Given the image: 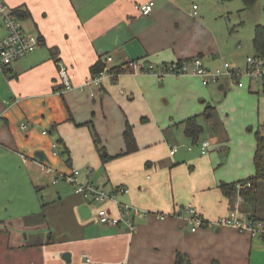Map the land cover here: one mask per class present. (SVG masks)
Wrapping results in <instances>:
<instances>
[{
	"label": "crops",
	"instance_id": "0c3cea01",
	"mask_svg": "<svg viewBox=\"0 0 264 264\" xmlns=\"http://www.w3.org/2000/svg\"><path fill=\"white\" fill-rule=\"evenodd\" d=\"M147 1L4 0L11 8L22 7L30 13L22 25L40 36L42 43L7 69H0V185H10V191L18 195L16 202L10 201L11 196L0 201V221L6 224L9 221L4 218L18 216L12 226L33 229L32 237L25 239L11 231L0 264H85L83 254L97 264H264V238L260 236L230 226L204 225L191 232L185 220L174 216H150L132 232L123 226L101 225L96 210L102 204L86 201L62 180L53 183L55 171L77 168L82 179L105 189L127 187L128 193L119 197L121 202L168 214L191 204L212 222L231 209L219 184L254 175L255 168L243 163H253L256 141L240 151L238 169L232 175L212 169V156L171 153L176 147L169 142L174 129L183 131L182 120L201 114L206 104L218 113L216 105L205 100L201 101L203 110L193 113L200 95L214 91L201 87L197 76L168 75L160 80L153 74L123 71L122 65L137 61L159 66L195 56L211 70L221 63L200 38L198 15L184 11L188 0H153L152 12L142 15L136 5ZM261 5L264 0H257L253 7ZM107 35L114 44L103 39ZM108 56L112 60L107 63ZM99 59L119 71L94 80L91 67ZM60 66L66 67L72 84L69 90H61ZM249 83L255 84L249 93L256 98L237 84L229 89L228 97L234 105L232 112L247 114V121L261 130L264 114L259 95L264 85ZM228 86L223 81L218 89L225 91ZM159 98L165 103L178 101V111L166 118ZM127 122L138 146L131 153H125L123 138ZM220 122L211 123L210 130L225 132ZM93 129L111 156L106 162L97 152ZM43 166L52 171L43 173ZM88 169L91 174L85 177ZM256 188L253 205L247 209L241 202L245 211L241 210L247 217L264 219V180ZM83 204L91 209L87 218L79 212ZM39 231L41 239L36 235ZM64 252L70 253L69 263L61 257Z\"/></svg>",
	"mask_w": 264,
	"mask_h": 264
},
{
	"label": "built area",
	"instance_id": "2783aa9c",
	"mask_svg": "<svg viewBox=\"0 0 264 264\" xmlns=\"http://www.w3.org/2000/svg\"><path fill=\"white\" fill-rule=\"evenodd\" d=\"M136 7L142 15H149L154 8V1L149 0L137 4ZM197 10V5L193 4V16L198 14ZM0 16L6 29L5 36L0 39V69H7L15 60L38 48L42 43V38L27 32L22 25V20L4 0H0ZM111 60L112 57L110 56L106 58L107 63L111 62ZM156 67L157 66L151 64L143 66L137 61H128L126 64L122 65L121 70L130 73L157 74L160 78H163L167 74L177 76L193 75L199 77L204 85H208L210 81H217L221 76L236 78L237 85L240 87L243 86L240 80L242 77H246L251 82H260L264 85V55L247 56L243 66L234 67L231 63L224 62L221 67L212 70L204 66L199 56L162 64L160 68ZM58 73L62 86L61 90L65 91L71 89L72 84L66 67L60 66ZM107 75L114 76L115 73L111 71L108 65H105L103 70L94 77V80H98ZM55 146L56 144H53V147ZM209 146V142L204 141L200 146L201 154L207 153ZM175 151L176 148L171 149L172 154ZM53 154H56V152L54 151ZM41 170L45 174L52 171L46 166H43ZM90 174L91 170L88 169L85 177H89ZM60 180L73 186L75 192L81 194L86 201L102 204L96 210V217L101 225L123 226L128 231L132 232L136 229L137 223L150 216H155L158 219L174 216L185 220L191 232H196L204 225L220 227L230 226L240 233H248L253 236L264 238V219L247 217L242 213L240 204L243 198L240 194V189L243 185L241 183L236 185L237 196L233 208H231L226 215L220 216L212 222H208L203 219L197 209L191 204H185L174 213L168 214L164 212H153L121 202L119 197L128 193L127 187L114 186L110 189H105L96 182L82 179L80 170L77 168H71L67 173L55 171L53 183ZM246 185L250 186L251 184L247 182ZM106 202L111 203L112 206H104L103 204ZM83 259L85 264H97L86 254H83Z\"/></svg>",
	"mask_w": 264,
	"mask_h": 264
},
{
	"label": "rangeland",
	"instance_id": "374dc122",
	"mask_svg": "<svg viewBox=\"0 0 264 264\" xmlns=\"http://www.w3.org/2000/svg\"><path fill=\"white\" fill-rule=\"evenodd\" d=\"M188 1V5L184 3V11L191 13L192 5H197L198 16H196V19L200 20L202 24V28L198 30V33L200 35L201 40L205 44V48H213V53L215 56L214 59H220L221 66L224 62L231 63L230 60L232 59L234 60L232 64L234 63L235 66H242L247 56L256 55V51L254 50L252 45V37L254 34L255 25L260 23L258 18L260 17L261 21H264V7L262 5L256 6L255 8L253 7L251 9H244L242 0ZM5 34L6 29L3 25V21L1 20L0 16V39ZM161 65L159 64V66H157L156 68H160ZM168 75L172 74H167L163 78ZM156 77L160 80L163 79L160 78L157 74ZM225 78L226 76H221L220 79H218L217 81H210L208 85H204L202 83V80L199 78L201 82V87L203 86L214 92H212L211 95H200L196 103V105L198 106V110H195L193 112L199 113L203 110V103L201 102L202 100H205L206 102H211L212 104L216 105L218 113L215 115L214 119L218 122H223L225 132H221L218 130L213 132L210 130V124L213 123L215 120L206 121L200 119V122L203 126V132L200 135V140L198 144L187 140L188 138L184 135L182 128L180 127L174 129V137L171 138L169 143L172 144V146L176 147V154L178 155L181 152H189L199 157H201L202 155L212 156V169L216 171L223 170L227 174L232 175L234 171L238 169L237 156H240V151L249 149L250 146H252V143L256 141V131L258 128L256 126L253 127L252 123L247 121V114L242 115L241 111L238 110V108L237 112L236 110L235 112H232L234 105L231 102L232 99L228 97L230 92L229 89L233 88L234 84H237V79L233 78L230 81H225ZM240 80L243 83V86L246 89L247 93L252 96H255L256 98L255 94L249 93V89H252L255 84L249 83L250 81L246 77H242ZM223 81L229 84V86L228 88H226L225 91H220L218 89V85L220 82ZM198 86L199 87L197 88L200 89V84ZM259 96H261V98L259 99L261 100L260 107L261 114L263 117L264 92L260 91ZM158 102L165 111L166 118L170 117L169 115H173V112L178 111V107L175 106L178 101H174V103H165V101L159 98ZM227 106L229 110H225ZM160 133L162 134V131ZM204 141L209 142L210 148H208V151L209 149L210 151H207V153L205 154H201L200 146ZM189 147H191V150H188ZM243 165H251L252 167H254L252 161H249L248 164L247 162H244ZM235 179L239 178H233V180ZM10 190V185H0V201L2 199H5L7 196H11L12 198L10 199V201L15 199L14 201L16 202L18 195L12 193V191ZM93 204L95 205V203ZM17 217L18 216H7L6 218H4L9 221L6 222V224H3V222L0 221V256L2 255L3 246L5 245L6 241L8 239L10 240L11 238V231H16L17 233H12V235H17L21 239H25L28 235H31L29 233H32L33 231L32 228L27 229L26 227H24V229H21V225L19 224H17V226L15 227L12 226L11 224L13 220H19L17 219ZM1 219L2 218H0V220ZM23 221L25 220L23 219ZM36 235L39 236V238L41 239L42 231L37 232Z\"/></svg>",
	"mask_w": 264,
	"mask_h": 264
},
{
	"label": "trees",
	"instance_id": "16d2710c",
	"mask_svg": "<svg viewBox=\"0 0 264 264\" xmlns=\"http://www.w3.org/2000/svg\"><path fill=\"white\" fill-rule=\"evenodd\" d=\"M244 9L252 8L257 0H242ZM15 14L22 20L30 16V13L23 9L22 7H17L13 9ZM253 47L256 51V55H264V25L257 24L254 28V36L252 40ZM104 63L101 59L93 64L91 67V72L93 78L98 75L104 68ZM111 71L117 72L118 69H112ZM216 115V110L214 106L210 104H206L204 110L201 114L193 115L182 120L179 124L183 127L184 134L191 139V141L195 144H198L200 140V135L203 132V126L200 122V118L206 121L213 120ZM261 130L256 131V148L253 157V163L255 172L254 175L238 181V182H221L219 184V189L222 194L227 197L230 201L231 208H233L235 204V199L237 196L236 185L241 183L243 187L240 189V194L243 198V206L246 205V208L256 200V187L259 181L264 180V124L261 125ZM93 141L96 145L97 152L102 162H106L111 158V156L107 153L105 147L101 144V140L97 135L96 131L93 129ZM123 138L125 142V153H131L137 150V142L133 133L132 125L128 122L126 123L125 130L123 131ZM250 182V186H247L246 183ZM242 205L240 206L243 211L245 208Z\"/></svg>",
	"mask_w": 264,
	"mask_h": 264
},
{
	"label": "water",
	"instance_id": "95a60500",
	"mask_svg": "<svg viewBox=\"0 0 264 264\" xmlns=\"http://www.w3.org/2000/svg\"><path fill=\"white\" fill-rule=\"evenodd\" d=\"M112 36H104L103 39L106 40L107 42L114 44V42L111 41ZM36 156L41 159L43 158V155L41 153H36ZM79 212L82 215L83 218H87L90 216L91 214V209L90 206L88 204H83L80 206L79 208ZM61 257L67 262L69 263L70 261V253L69 252H64Z\"/></svg>",
	"mask_w": 264,
	"mask_h": 264
}]
</instances>
